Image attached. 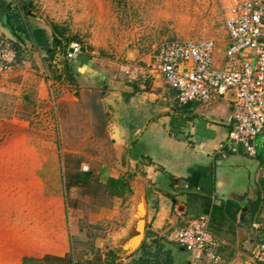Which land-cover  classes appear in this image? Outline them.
<instances>
[{"label": "crops", "instance_id": "0c3cea01", "mask_svg": "<svg viewBox=\"0 0 264 264\" xmlns=\"http://www.w3.org/2000/svg\"><path fill=\"white\" fill-rule=\"evenodd\" d=\"M20 7V0H0L2 47L10 48L19 36L26 40L24 48L31 42L14 18L21 15L20 20L28 26ZM29 15L34 17L30 23L44 30L52 44V30L39 23L32 12ZM131 57L117 68L106 63L110 67L107 72L96 65L100 62L94 56L79 54L66 61L74 85L92 95L87 112L100 117L101 131L106 142L112 144L109 158L115 159L113 166L99 172L106 177L104 191L113 199L115 210L103 207L110 212L105 224H114L115 229L96 237L104 243L105 251L97 248L83 262L264 264L253 256L256 247L264 244V155L250 156L254 160L247 164L227 145L232 129L227 102L180 106L163 78L147 71L152 55L135 51ZM64 59L59 52L53 59L58 68L62 67L58 81L65 77ZM136 66H142L144 72L132 80L125 70ZM43 156L21 151L7 158L5 175L16 178H5L4 185L10 190L0 197V264L45 261L46 257L51 258L50 264L68 257L78 263L70 246L75 228L67 220L59 170L51 168ZM84 172L71 175V187L89 183L90 175ZM111 180L122 181L129 191L112 195L115 183ZM17 188L20 198L11 200L8 194ZM139 195L147 210L146 234L141 246L128 255L117 246L132 231ZM200 217L209 220L218 261L209 254L196 259L172 238L176 229ZM111 234L114 247L106 248Z\"/></svg>", "mask_w": 264, "mask_h": 264}, {"label": "rangeland", "instance_id": "374dc122", "mask_svg": "<svg viewBox=\"0 0 264 264\" xmlns=\"http://www.w3.org/2000/svg\"><path fill=\"white\" fill-rule=\"evenodd\" d=\"M31 1L30 12L38 16L39 23L48 26L52 33L57 26L66 38H75L71 45L78 44L80 54L94 56L100 62L96 65L104 72L110 70L108 64L117 68L135 51L144 56L154 55L171 40L210 38L221 42L225 35L218 0ZM19 11L32 28H37V24L30 23L32 15L26 17L21 8ZM29 45L23 49L22 62L0 72V197L4 198L5 190H10L4 185L5 178H16L5 175L10 153L43 154L45 162L59 170L68 207L67 220L75 228L70 246L75 259L83 262L97 248L105 251L104 243L96 237L115 229L114 224H105L110 212L103 207L113 211L114 202L104 191L106 177L99 173L103 167L115 163L108 154L112 144L106 142L101 131L100 117L87 112L89 98L92 100L90 92L69 85L65 77L58 81L62 67L58 68L46 52ZM58 52L61 58L65 57L63 62L73 60L67 58V53ZM263 142L264 134L252 143L258 156L264 155ZM231 146L243 162L252 163L254 159L243 146ZM84 166L90 167L89 183L71 187V175L82 173ZM10 193L11 200L20 198L18 188ZM110 236L106 248L114 247L115 241ZM24 264L50 262L28 260Z\"/></svg>", "mask_w": 264, "mask_h": 264}, {"label": "built area", "instance_id": "2783aa9c", "mask_svg": "<svg viewBox=\"0 0 264 264\" xmlns=\"http://www.w3.org/2000/svg\"><path fill=\"white\" fill-rule=\"evenodd\" d=\"M218 5L225 32L221 42L210 38L168 41L152 55L147 71L163 78L180 106L227 102L232 111L227 145L243 146L250 156H256L252 143L264 134V0H218ZM69 49L68 59L81 52L76 43ZM16 59L14 50L0 46V72ZM143 72L142 66L125 70L132 80ZM172 238L196 259L205 254L219 259L214 257L217 242L207 217L176 229ZM253 256L264 263V244L256 247Z\"/></svg>", "mask_w": 264, "mask_h": 264}, {"label": "trees", "instance_id": "16d2710c", "mask_svg": "<svg viewBox=\"0 0 264 264\" xmlns=\"http://www.w3.org/2000/svg\"><path fill=\"white\" fill-rule=\"evenodd\" d=\"M21 2V9L25 12L26 17L29 16V11H31L32 8V1L31 0H20ZM19 14V13H18ZM17 14V15H18ZM18 17L14 16L15 19L19 21L20 25V32H23L26 35V38L29 39L32 43V48L38 49L41 51H45L46 53H50V58L54 59L55 54L60 51L61 53H67L69 46L71 45L75 38H66L65 33L60 31V29L57 26L53 27V40L52 44L50 43V39L46 32L42 29L38 28H32L29 24L26 26V23L20 20L21 15H18ZM23 34V35H24ZM23 45H25V40L19 36V41L17 43H11L10 48L14 50L17 53V59L16 64L19 62H22L23 57ZM112 183H115V188L113 191H111L112 195H122L129 191V188L126 184H124L122 181L116 182L111 180ZM51 258L46 257L45 261H50ZM58 260V259H55ZM61 262H65V264H88L89 262H78L75 263L72 257H68L65 261L61 260ZM93 264V263H89Z\"/></svg>", "mask_w": 264, "mask_h": 264}, {"label": "water", "instance_id": "95a60500", "mask_svg": "<svg viewBox=\"0 0 264 264\" xmlns=\"http://www.w3.org/2000/svg\"><path fill=\"white\" fill-rule=\"evenodd\" d=\"M71 51L72 49H69V52ZM62 66L66 80L70 85H74V81L72 79L70 69L65 61L63 62ZM146 217H147V210H146L145 202L142 195H139L136 204L134 226L132 228L131 233L129 234V237L127 239H123L119 241L117 246L119 251H123L129 255L134 251H136L141 246V244L145 239V234H146Z\"/></svg>", "mask_w": 264, "mask_h": 264}]
</instances>
